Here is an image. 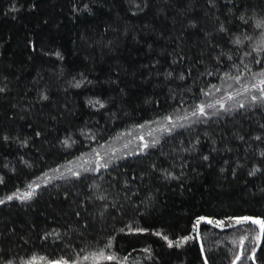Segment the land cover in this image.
Listing matches in <instances>:
<instances>
[{"label": "trees", "instance_id": "obj_1", "mask_svg": "<svg viewBox=\"0 0 264 264\" xmlns=\"http://www.w3.org/2000/svg\"><path fill=\"white\" fill-rule=\"evenodd\" d=\"M261 73L264 0H0V264H264L197 233L264 220Z\"/></svg>", "mask_w": 264, "mask_h": 264}, {"label": "snow or ice", "instance_id": "obj_2", "mask_svg": "<svg viewBox=\"0 0 264 264\" xmlns=\"http://www.w3.org/2000/svg\"><path fill=\"white\" fill-rule=\"evenodd\" d=\"M236 42L239 43V40H237ZM260 75L264 76V73H261ZM259 83L261 85H264V79H262ZM253 87L254 88H258V90L261 93V96L260 97L253 96L252 97V101L253 102H262V103H264V87H259L258 85H253ZM245 91H247V89H245ZM229 99H231V97H229ZM209 107H212V105H209ZM240 107L243 108L244 105L241 104ZM199 112H200L201 115L205 114L203 107H201L199 109ZM193 115H195V113H193ZM205 159H207V157H205ZM31 196H32V193L29 192V193L25 194L24 198L27 199V198H30ZM7 199L11 200V199H13V197L9 196V197H7ZM3 202H4L3 200H0V203H3ZM200 219L203 220L204 218H200ZM208 222L211 223V221H208ZM236 222H237V224H244V223L251 222L252 224L259 225L261 234L264 235V220L254 219V218H251V217H243V218H237ZM199 223H200V220L197 221V225ZM216 223L219 226V224L222 223V222L217 221ZM164 238L167 239V237H164ZM185 239H188V238H185ZM177 244H179V242H177ZM172 246H173V243L171 241H169V247H172ZM98 255H100L101 257H104V253L103 252L99 253ZM105 258L108 259V260H115L116 259L114 256H107ZM251 258L255 259V251H253ZM85 259H87V257ZM237 259H240V257L238 256ZM54 264H67V262L61 260V261L54 262ZM205 264H207V261H205Z\"/></svg>", "mask_w": 264, "mask_h": 264}, {"label": "water", "instance_id": "obj_3", "mask_svg": "<svg viewBox=\"0 0 264 264\" xmlns=\"http://www.w3.org/2000/svg\"><path fill=\"white\" fill-rule=\"evenodd\" d=\"M249 223H251V222H249ZM201 224L214 225L216 228H218V229H220V230H229V229H232V228H234V227H236V226L239 225V224L235 223V224H233V225H229V226L221 227V226H218V225H216V224L209 223L208 220H202V221H200V223H199L198 226H197V233H198L199 226H200ZM261 241H262V234H261V231H260V237H259V242H258V245H257V249L260 247ZM257 249H256V250H257ZM255 252H256V251H255Z\"/></svg>", "mask_w": 264, "mask_h": 264}]
</instances>
